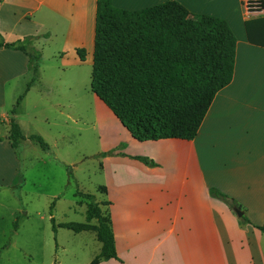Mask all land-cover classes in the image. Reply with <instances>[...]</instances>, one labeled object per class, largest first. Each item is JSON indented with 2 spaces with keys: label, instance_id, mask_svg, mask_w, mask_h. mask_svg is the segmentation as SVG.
<instances>
[{
  "label": "crops",
  "instance_id": "1",
  "mask_svg": "<svg viewBox=\"0 0 264 264\" xmlns=\"http://www.w3.org/2000/svg\"><path fill=\"white\" fill-rule=\"evenodd\" d=\"M166 1L112 0V5L139 11ZM174 1L192 14L216 17L229 26L236 38L232 80L215 95L192 141L140 143L112 114L118 126H112L108 141L98 138L100 152L95 157L102 180L95 187L99 197L92 196L100 207L108 204L104 207L110 211L117 260L98 264H264V233L255 228L264 227V9L249 11L247 0ZM95 15L96 0H0V35L5 44L33 38L29 53L48 41L58 46L57 57L41 65L39 59V76L28 89L30 59L20 51L0 48V106L7 89L9 93L23 90L12 115L22 136L26 124L37 128L39 116L48 127L62 119L64 129L72 130L68 124L76 123L70 112L79 101L74 87L82 67L91 66V91ZM79 50L85 52L84 60ZM48 68H57L59 76L52 74L53 84L46 85ZM61 78L67 81L57 87L55 81ZM33 91L36 103L22 121L20 105ZM53 95L59 98L51 99ZM31 134L49 143L40 131L24 136L26 140ZM63 139L67 140L61 134L55 142ZM9 147L6 144L8 162L13 157ZM107 153L111 155L101 156ZM164 163L172 169L167 182ZM210 188L240 205L250 224L242 225L224 203L211 198ZM56 248L61 247L56 243Z\"/></svg>",
  "mask_w": 264,
  "mask_h": 264
},
{
  "label": "trees",
  "instance_id": "2",
  "mask_svg": "<svg viewBox=\"0 0 264 264\" xmlns=\"http://www.w3.org/2000/svg\"><path fill=\"white\" fill-rule=\"evenodd\" d=\"M247 8L264 9V0H247ZM33 40L26 38L5 44L0 35V48L20 51L30 59L32 80L27 89L39 76L40 54L27 52ZM235 47L236 38L226 22L192 14L174 0L139 11L115 8L112 0H96L91 91L140 143L167 139L192 141L215 95L232 80ZM77 53L84 60L85 52ZM8 125L7 141L18 153L24 137L12 118ZM30 140L43 151H49L41 138L31 136ZM136 160L155 166L143 158ZM68 178H72L70 170ZM208 194L236 215L241 213L242 225L250 224L242 207L233 199L214 188ZM77 197L89 202V212L97 222L101 251L92 264L117 260L109 215L101 214L94 196L78 192ZM50 222L53 232L89 230L81 224L56 226L53 218ZM255 228L264 233V227Z\"/></svg>",
  "mask_w": 264,
  "mask_h": 264
},
{
  "label": "rangeland",
  "instance_id": "3",
  "mask_svg": "<svg viewBox=\"0 0 264 264\" xmlns=\"http://www.w3.org/2000/svg\"><path fill=\"white\" fill-rule=\"evenodd\" d=\"M57 47L56 42L48 41L45 46L35 47L31 51H39L41 65L58 56ZM44 72L46 85L53 84V76H59L57 68H48ZM90 74L91 66L82 67L77 74L74 89L77 90L79 101L70 112L76 123L68 124L72 130L64 129L67 126L62 119L54 120L55 126L48 127L40 121L39 116V121L35 122L37 128L32 129L26 124L23 135L40 131L44 137H48L46 139L49 143L45 142L49 145V151H43L31 141L32 134L27 140L23 136L18 153L9 147L13 155L9 162L6 159L8 120L12 118L11 111L23 90H20L21 93H9L7 89L0 106V264H88L100 252L97 222L89 212V202L77 197V193L99 197L95 192L96 185L102 180L99 160L95 157L100 152L98 138L108 141L112 135V126H118V122L89 90ZM57 80V87L62 85V81H67L65 78H61L60 82ZM35 94L36 91H33L21 103L18 110L20 120L27 119L26 114L36 103ZM50 98L59 96L53 95ZM62 98H69V95ZM48 115L56 118L54 112ZM61 134L67 140L55 142ZM153 151L154 154L157 152L155 149ZM61 160L72 162L75 167L66 166ZM162 167L167 182L172 178V169L165 163ZM73 168L75 171L72 173ZM68 170L72 176L70 180ZM111 197L116 196L112 194ZM100 210L102 215L110 214L107 207L101 206ZM51 218L56 226L81 224L89 230L75 234L66 229H58L55 234ZM56 243L61 248H56ZM9 245L11 247L6 249Z\"/></svg>",
  "mask_w": 264,
  "mask_h": 264
},
{
  "label": "water",
  "instance_id": "4",
  "mask_svg": "<svg viewBox=\"0 0 264 264\" xmlns=\"http://www.w3.org/2000/svg\"><path fill=\"white\" fill-rule=\"evenodd\" d=\"M237 216L240 217L241 216V213H238Z\"/></svg>",
  "mask_w": 264,
  "mask_h": 264
}]
</instances>
